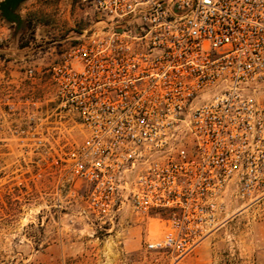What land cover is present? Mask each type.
<instances>
[{
	"label": "built area",
	"instance_id": "2783aa9c",
	"mask_svg": "<svg viewBox=\"0 0 264 264\" xmlns=\"http://www.w3.org/2000/svg\"><path fill=\"white\" fill-rule=\"evenodd\" d=\"M82 1L93 20L7 92L8 134L55 206L83 189L109 230L161 222L143 246L176 262L264 198V0Z\"/></svg>",
	"mask_w": 264,
	"mask_h": 264
},
{
	"label": "rangeland",
	"instance_id": "374dc122",
	"mask_svg": "<svg viewBox=\"0 0 264 264\" xmlns=\"http://www.w3.org/2000/svg\"><path fill=\"white\" fill-rule=\"evenodd\" d=\"M17 13L24 27L14 34L15 25L0 12V264H175L169 251H148L144 240H127L142 221L109 230L82 211L83 189L74 197H63L58 207L52 181L28 177L33 158L8 134L7 92L19 94L31 87L24 79L25 70H46L68 44L48 43L40 53L39 43L73 34L93 20L94 12L82 0H25ZM31 26L33 40L28 47H20V35ZM65 135L76 137L70 131ZM19 180L27 189L17 186ZM159 225L164 228L163 223ZM214 233L212 264H264V198L239 207Z\"/></svg>",
	"mask_w": 264,
	"mask_h": 264
},
{
	"label": "crops",
	"instance_id": "0c3cea01",
	"mask_svg": "<svg viewBox=\"0 0 264 264\" xmlns=\"http://www.w3.org/2000/svg\"><path fill=\"white\" fill-rule=\"evenodd\" d=\"M160 222L151 220L150 222L140 223L138 229L133 232V235L128 233L127 240L130 242H141L147 238L154 239L159 237L163 228L159 225ZM217 230V229H216ZM214 231L207 235L200 243L193 249L192 252L176 261L175 264H212V247L211 242L214 236Z\"/></svg>",
	"mask_w": 264,
	"mask_h": 264
},
{
	"label": "water",
	"instance_id": "95a60500",
	"mask_svg": "<svg viewBox=\"0 0 264 264\" xmlns=\"http://www.w3.org/2000/svg\"><path fill=\"white\" fill-rule=\"evenodd\" d=\"M25 0H1L0 1V12L1 16L9 23L15 25L14 34L20 31L24 27V19L21 17L19 13H17V9L19 5ZM72 2L73 0H69Z\"/></svg>",
	"mask_w": 264,
	"mask_h": 264
},
{
	"label": "trees",
	"instance_id": "16d2710c",
	"mask_svg": "<svg viewBox=\"0 0 264 264\" xmlns=\"http://www.w3.org/2000/svg\"><path fill=\"white\" fill-rule=\"evenodd\" d=\"M28 29H29L28 33H25L24 35H20V37L18 39V44L20 47H28L34 38L33 26L28 27Z\"/></svg>",
	"mask_w": 264,
	"mask_h": 264
}]
</instances>
